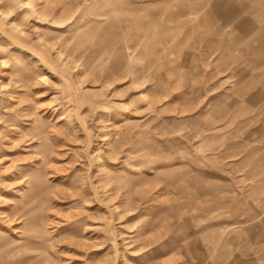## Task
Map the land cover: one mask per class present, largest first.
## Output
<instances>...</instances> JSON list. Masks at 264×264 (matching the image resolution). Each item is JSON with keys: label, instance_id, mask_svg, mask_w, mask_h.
Wrapping results in <instances>:
<instances>
[{"label": "rangeland", "instance_id": "obj_1", "mask_svg": "<svg viewBox=\"0 0 264 264\" xmlns=\"http://www.w3.org/2000/svg\"><path fill=\"white\" fill-rule=\"evenodd\" d=\"M255 1L0 0V264H264Z\"/></svg>", "mask_w": 264, "mask_h": 264}, {"label": "bare ground", "instance_id": "obj_2", "mask_svg": "<svg viewBox=\"0 0 264 264\" xmlns=\"http://www.w3.org/2000/svg\"><path fill=\"white\" fill-rule=\"evenodd\" d=\"M253 1H254V0H244V2L246 3L245 6H247V5L250 6L252 3H254ZM239 2H240V1H239ZM256 3L258 4L259 7H260V6H263V4H264V2H263L262 0H258V1L256 0V1H255V4H256ZM253 5H254V4H253ZM240 7H241V6H240ZM241 8H242V7H241ZM257 8H258V7H257Z\"/></svg>", "mask_w": 264, "mask_h": 264}]
</instances>
